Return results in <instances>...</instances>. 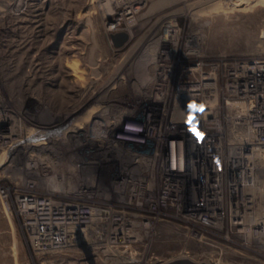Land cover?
<instances>
[{
    "label": "built area",
    "instance_id": "obj_1",
    "mask_svg": "<svg viewBox=\"0 0 264 264\" xmlns=\"http://www.w3.org/2000/svg\"><path fill=\"white\" fill-rule=\"evenodd\" d=\"M180 31L167 24L169 55L134 92L113 131L117 145L58 142L50 147L54 159L42 154V166L57 174L72 166L76 183H86L79 193L60 195L55 191L64 188L25 176L28 162L33 171L39 164L32 157L21 162L15 115L0 105L1 170L18 179L0 183V196L9 207L12 199L40 264L187 257L149 254L147 241L169 234L184 246L178 253L203 241L264 252V196L253 189L264 179V54L211 58L186 39L188 48L177 55ZM68 251L77 254L51 257Z\"/></svg>",
    "mask_w": 264,
    "mask_h": 264
},
{
    "label": "rangeland",
    "instance_id": "obj_2",
    "mask_svg": "<svg viewBox=\"0 0 264 264\" xmlns=\"http://www.w3.org/2000/svg\"><path fill=\"white\" fill-rule=\"evenodd\" d=\"M18 1H23L20 5L28 6V0H17V4ZM41 1L44 11L38 17L32 15L34 13L22 14L19 17L21 20H18L15 19L16 14L11 12L4 15L0 11V105L10 108L15 115L16 138L19 139L24 138L28 130L34 141L38 136L37 129L51 125L55 126V130L58 125L60 128L66 126L71 108L62 110V107L50 103L47 93L49 87L69 89L74 85L77 75L84 76L94 91L104 87L100 92L101 98L105 97L111 104L117 100L119 104L130 108L136 96L134 87L128 82L136 74L133 62L138 56L131 55V51L137 52L139 46L149 44L158 36L169 37L166 30L171 21L181 28V45L177 55L183 56L187 45L203 48L211 58L264 54V0H143L141 7L133 13H126L124 2L128 0ZM225 15L229 19L222 21ZM110 16L119 18L115 28H111L114 18L112 20ZM121 31L127 32L129 36L118 46L113 34ZM196 34L199 36L197 39L194 37ZM186 39L191 40L187 45ZM165 49L168 54L169 46ZM99 74L102 75L100 78ZM125 74L122 88L111 90L114 86L110 85L107 94L108 80ZM52 75L55 76V85L49 84ZM79 139L81 145L89 140L92 147L101 146L98 139L80 134L75 136V140ZM24 150H21L20 155L23 164L27 156L29 159L32 156ZM98 155L95 153L94 156ZM44 165L47 164L42 166L41 163L36 171H33L32 166L26 168L25 176H35L43 185L54 176L78 178L77 174H72L70 165L58 174ZM2 166L0 183L18 180L14 173H4ZM90 176L95 177L93 174ZM72 181H68L66 188L55 192L72 195L79 193L80 187L86 184L81 179V183L73 181L72 186ZM89 184H94V180ZM47 189L44 188L46 192ZM9 204L10 207L6 199L0 196V264H40L38 255L20 225L11 198ZM147 242L149 254L155 252L166 257L173 256L184 247L174 234L154 235ZM188 247L191 252L187 257L199 261L213 264H264V252L233 248L224 242H190ZM76 254L75 251H68L65 255L52 254L51 257L61 262Z\"/></svg>",
    "mask_w": 264,
    "mask_h": 264
},
{
    "label": "bare ground",
    "instance_id": "obj_3",
    "mask_svg": "<svg viewBox=\"0 0 264 264\" xmlns=\"http://www.w3.org/2000/svg\"><path fill=\"white\" fill-rule=\"evenodd\" d=\"M259 1H261V0H259ZM20 2H23V1H18V4H17V0H0V3H1L0 4V11L4 15L12 12V14L13 13L16 14L15 19H18V20H21L20 18L22 16V14L27 15V14L34 13L32 15H35L36 17H38L44 11L43 6H42L43 2L41 0L38 2L35 0H28V6H30V8L28 6H25V5H20ZM142 2H143V0H128V1L124 2V4H126V10H127L126 13L135 12L137 9H139L141 7ZM237 3L234 2V4H237ZM215 6L220 7L219 5H215ZM215 6H214V8H215ZM129 16H130V14H129ZM111 18L113 20L114 17H111ZM228 19H229V16H227V15H225L221 18L222 21L228 20ZM25 20H31L32 21L33 19L32 18L31 19L25 18ZM41 20H42V18H41ZM114 22H115V24H114ZM118 23H119V18H114L113 23L111 24V28H115ZM194 37H196L195 39H197L199 36H197V34H196ZM167 43H168L167 37H163V36L159 37L158 36L156 39L151 40V42L145 46H143L144 44H142L139 47L137 46L138 47L137 52L131 51V55L132 54L138 55V56H136V59L134 58L135 60L133 62V64H134L133 65V68H134L133 71L136 72V74L134 77H132L133 80H130L128 82L129 85H132L134 87L135 90L133 92L137 91V89H140V87L145 88L146 83L149 79V75H151L153 72V69L157 68V66H158V61H162V60H165L167 58V53H166V51H164V50H166L165 49V47H167L166 45H168ZM29 51L30 50L28 49V52ZM73 62H75V61H73ZM70 63L72 64V62H70ZM70 63H69V65H71ZM72 70H73V68H72ZM68 74H71V72ZM101 76L102 75L99 74V78ZM125 76H126V74L121 75L120 78H119V76H117V77L114 76V77H112L113 80H111V79L108 80L106 93L108 94V92L110 91V90L108 91V86H110V85L114 86L113 88L111 87L112 88L111 90H114V88H116V89L122 88V85L124 83L123 79L125 78ZM49 78L51 79L49 84L55 85L56 84L54 82L55 76L52 75ZM74 80H75L74 85H72V87H70L69 89H63V88H59V87L56 89L55 87H51V88L49 87L48 93H47L49 95L48 100L50 103L53 102L58 107H62L63 108L62 110L66 109L68 111L69 108H71L69 110L70 114H69L68 120H66V121H68L66 126L60 128L58 125V126H56L55 130H53V128H55V126H51V125H49L50 127H47V128L37 129L38 136H37V139H35L34 141L31 140L32 137L30 135V130H28V133L24 136V138L20 139L22 141L23 149H25L24 150L25 153L30 154V156L32 155L31 156L32 159H34L35 163H37L39 165H41V163H43V157H42L43 155L42 154H45L44 160L46 158L45 157L46 155H51V158L54 159L52 157L53 154L50 152V150H51L50 147L55 146V144H57L58 142H61V143H63V142L69 143L72 141L80 142L81 141L80 139L75 140V136H78L79 134L86 136V137H90L91 139L92 138L95 140L98 139V141H101V142L106 140V141L112 143L113 146L117 145L116 144L117 140L115 138H113V136H114L113 131L120 124L121 118L128 108L119 104L117 102V100H116L115 104H111L109 102L110 100L106 99L105 97L101 98L100 92L102 89H104V87H102L98 91L97 90L94 91L93 90L94 87L91 86V83L86 82V79L84 76L77 75V77L74 78ZM96 82H98V80ZM116 82H117V84L114 85ZM40 87H41V85H40ZM63 103L65 104L64 107H63V105H64ZM48 148H50V149H48ZM35 154H36V156L33 157V155H35ZM28 159H29V157L27 156L26 161H29ZM262 162H263V160H259L258 163H262ZM28 167L30 168L29 162H28V165L26 168H28ZM34 167L36 168V165ZM73 171L75 172V169ZM73 179H74L73 176H69L68 178L67 177L60 178L59 176H54V177H51L48 180V182H46V183L52 189L58 190L59 187L60 188H66L65 186H66V184H68V181H70V180L72 181ZM73 181L71 182L72 186H74V184H72ZM253 189L255 192L264 196V179H261L260 181L256 182ZM178 256H189V254L186 253L185 251H182L180 253H177V257Z\"/></svg>",
    "mask_w": 264,
    "mask_h": 264
},
{
    "label": "water",
    "instance_id": "obj_4",
    "mask_svg": "<svg viewBox=\"0 0 264 264\" xmlns=\"http://www.w3.org/2000/svg\"><path fill=\"white\" fill-rule=\"evenodd\" d=\"M128 36H129L128 33L124 31L113 34L114 41L118 46L122 45L123 42L128 38ZM165 264H209V263L206 261H196L189 257H181L171 260Z\"/></svg>",
    "mask_w": 264,
    "mask_h": 264
}]
</instances>
